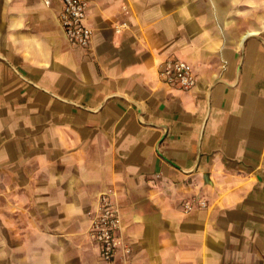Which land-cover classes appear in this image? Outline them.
<instances>
[{
    "label": "crops",
    "instance_id": "crops-1",
    "mask_svg": "<svg viewBox=\"0 0 264 264\" xmlns=\"http://www.w3.org/2000/svg\"><path fill=\"white\" fill-rule=\"evenodd\" d=\"M60 7L0 0V264H264V0H89L85 48ZM109 190L129 253L103 261Z\"/></svg>",
    "mask_w": 264,
    "mask_h": 264
},
{
    "label": "built area",
    "instance_id": "built-area-1",
    "mask_svg": "<svg viewBox=\"0 0 264 264\" xmlns=\"http://www.w3.org/2000/svg\"><path fill=\"white\" fill-rule=\"evenodd\" d=\"M60 6L58 22L65 38L70 46L85 48L91 38V30L86 25L89 0H60ZM126 27V23H121L114 30L119 32ZM158 76L165 84L177 86L183 91L191 90L196 84V76L192 68L185 61L175 57H168L160 63ZM111 196H114V192L110 190L99 195L87 232L88 236L99 245L100 257L103 261L111 260L118 249L124 255L129 253L128 246L119 235L122 227L120 210L116 203L109 199ZM198 205L204 204L199 201ZM183 207L185 211L192 209L190 202H185Z\"/></svg>",
    "mask_w": 264,
    "mask_h": 264
}]
</instances>
